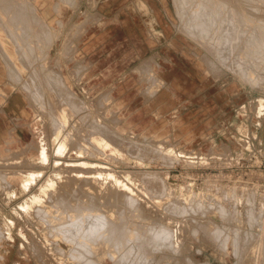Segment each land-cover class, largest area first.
Instances as JSON below:
<instances>
[{
	"label": "rangeland",
	"instance_id": "374dc122",
	"mask_svg": "<svg viewBox=\"0 0 264 264\" xmlns=\"http://www.w3.org/2000/svg\"><path fill=\"white\" fill-rule=\"evenodd\" d=\"M20 1L23 23L0 16L29 100L26 138L0 143V264H264V32L245 31L264 24V0H210L219 19L248 16L227 45L189 33L174 0ZM88 173L116 184L103 198L80 188ZM55 176L65 189H42Z\"/></svg>",
	"mask_w": 264,
	"mask_h": 264
},
{
	"label": "bare ground",
	"instance_id": "6f19581e",
	"mask_svg": "<svg viewBox=\"0 0 264 264\" xmlns=\"http://www.w3.org/2000/svg\"><path fill=\"white\" fill-rule=\"evenodd\" d=\"M19 1L20 0H0V16L1 17H3V19H6V21L8 22V24H9V26L10 25H12V26H14V24L13 23H16L17 21H19V20H23L24 21V19L23 18H25V16H24V13L26 14V12H24L23 10L24 9H22L21 8V6H19V4L20 5H22L21 4V1H20V3H19ZM26 1V0H25ZM25 1H23V2H25ZM35 4H41V5H43V3L45 4V1L44 0H32ZM62 1V0H61ZM65 1V0H64ZM72 1V0H71ZM70 1V2H71ZM175 1V3L174 4H176V6H178L179 5V9H181V11L180 10H178V11H180V12H182L181 14L182 15H179L180 17L182 16V18L181 19H183V21L186 23V26L188 25V23H189V29H190V31L188 30V32L190 33V32H196L195 34H193V35H195V37H196V35H199L200 37L199 38H201V36L203 37V38H205L206 36H208V34H209V36H210V32H229L230 33V35H231V33L233 34V32H237V33H239V32H242L241 31V29H242V27L240 26L241 24L240 23H242L243 24V20H248V16H247V18H245V17H243V18H241L240 19V15H242L241 13H240V15L239 16H237L238 14H237V10L236 9H234L235 7V5H234V3H233V8L232 7H230V9H228L229 11H232V12H236V13H231V14H229L227 17H222L221 19H219L218 17L221 15V16H223V14L224 13H222V14H220L219 15V13L217 14L216 12H213V11H215V10H213V5H211L210 4V0H203L204 2H202V0L199 2L198 1V3H196L195 4V6H193V7H190L189 8V6H188V3L187 4H185V5H187L188 7H186V9H184L183 8V6H185L183 3L185 2L184 0H174ZM192 1V0H191ZM197 1V0H196ZM220 1V0H219ZM223 1V0H222ZM225 1V0H224ZM235 1V0H234ZM238 2L240 1V0H237ZM241 1H243V3H244V0H241ZM240 1V2H241ZM263 1V0H262ZM14 2V3H13ZM67 2V1H66ZM91 2V1H90ZM187 2V1H186ZM225 2H227V0L225 1ZM228 2H232L231 0H228ZM228 2H227V4H228ZM236 3V1H235V4H237L236 6H238V5H241V6H243V3L241 4V3ZM249 3L250 4V2H249V0L248 1H245V4L246 3ZM251 2H252V0H251ZM257 2V1H256ZM214 3V2H213ZM216 3V2H215ZM253 3V2H252ZM26 4H27V2H26ZM67 4H69V3H67ZM94 4V3H93ZM178 4V5H177ZM190 4V3H189ZM218 4V3H217ZM220 4V3H219ZM222 5H223V3H221ZM244 4V5H245ZM253 4H255V3H253ZM259 4H261L260 3V1H259ZM24 5V4H23ZM27 5H29V4H27ZM216 5V4H215ZM26 6V5H25ZM31 6V5H30ZM30 6H29V8H30ZM56 6V5H55ZM176 6H175V8H176ZM191 6V5H190ZM224 6V5H223ZM230 6H232L231 4H230ZM240 6V7H241ZM248 6V5H247ZM246 6V8L248 9V7ZM252 6V5H251ZM28 7V6H27ZM27 7H25V11H27L28 9H27ZM94 7V6H93ZM216 7H218V6H215L214 8H216ZM225 7H227V5H226V3H225ZM255 7V6H254ZM220 8L222 9V8H224V7H222V6H220ZM220 8H218V9H220ZM229 8V7H228ZM244 8V7H243ZM249 8H250V6H249ZM31 9H32V7H31ZM30 9V10H31ZM45 10L47 9V4H46V8H44ZM48 9H49V6H48ZM54 9H55V7H54ZM177 9V8H176ZM217 9V8H216ZM232 9V10H231ZM247 9L245 10V12L247 11ZM254 10L253 11H255V9L256 8H253ZM223 11L225 10V9H222ZM227 10V9H226ZM234 10V11H233ZM236 10V11H235ZM249 10H252V9H249ZM31 11H33V9L31 10ZM222 11V12H223ZM228 11V13H230ZM29 12V11H28ZM27 12V13H28ZM179 12V13H180ZM219 12V11H218ZM221 12V11H220ZM238 12H239V10H238ZM241 12V11H240ZM250 12V11H249ZM249 12L247 13V14H249ZM177 13V12H176ZM253 13V12H252ZM32 14H34V12L32 13ZM178 14V13H177ZM235 14H237V15H235ZM28 15L30 16V14L28 13ZM27 15V16H28ZM35 15V14H34ZM101 15V14H100ZM26 16V17H27ZM178 16V17H179ZM225 16V15H224ZM243 16V15H242ZM250 16V15H249ZM254 16H255V14H254ZM239 17V18H238ZM30 18V17H29ZM28 18V19H29ZM26 19V18H25ZM33 19V18H32ZM31 19V20H32ZM37 19H38V17H37ZM243 19V20H242ZM2 20V19H1ZM17 20V21H16ZM21 20V22H19V23H23V21ZM37 21V20H36ZM190 21V22H189ZM241 21V22H240ZM0 22H3V21H0ZM25 22H27L26 20H25ZM24 22V23H25ZM35 22V21H34ZM33 22V23H34ZM41 22V21H40ZM180 22H181V20H180ZM183 22V23H184ZM260 22V21H259ZM18 23V24H19ZM31 23V22H30ZM247 23H248V21H247ZM250 23V22H249ZM2 24H4V22L2 23ZM8 24H4V26L2 25V27H5V25H7L8 26ZM18 24H16V25H18ZM32 24V23H31ZM41 24H43V23H41ZM217 24H218V27H217ZM253 24V23H252ZM259 24H261V26H258V27H256V28H253V27H255L254 25L252 26V28H251V26L249 27V25H247V27L249 28H247L246 30H245V28H246V26H244V25H246L245 23H244V25H242L243 26V29L245 30V31H249V30H251L250 32H264V24H262L261 22L259 23ZM27 28L28 27H31V26H29V21H28V23H27ZM39 25V24H38ZM57 25H59V24H57ZM185 25V24H184ZM5 27V28H9V27ZM12 26H11V28H12ZM18 26H21L20 24L18 25ZM24 26V25H23ZM42 26V25H41ZM43 26H44V24H43ZM46 26V25H45ZM44 26V27H45ZM181 26H182V24H181ZM2 27H1V25H0V28H1V30H3V29H5V28H3L2 29ZM25 27H26V25H25ZM25 27H24V29H25ZM34 27H36L37 28V26H34ZM245 27V28H244ZM14 28V27H13ZM32 28V27H31ZM31 28H28L29 29V33L28 34H30V29ZM40 28H43V27H40ZM40 28H38V29H40ZM46 28V27H45ZM187 28V29H188ZM241 28V29H240ZM251 28V29H250ZM15 29H16V27H15ZM15 29H12V30H15ZM187 29H186V31H187ZM242 29V30H243ZM10 29H8V31H9ZM11 30V31H12ZM17 30V29H16ZM15 30V31H16ZM21 30H23L22 29V27H21ZM32 30V29H31ZM41 30V29H40ZM44 30V29H43ZM42 30V31H43ZM46 30H48V29H46ZM6 31V30H5ZM8 31H6V33L7 34H9L8 33ZM34 31H36L35 29H34ZM38 31V30H37ZM42 31L40 32V33H42ZM185 31V32H186ZM1 32H3L4 33V30L3 31H1ZM17 32V31H16ZM244 32V31H243ZM243 32H242V34H243ZM15 32H13V34H12V36L14 35V36H16L15 34H14ZM24 33V32H23ZM34 33V32H33ZM39 33V31H38V34L37 33H35V34H37V36L40 34ZM45 33V32H44ZM75 33H76V31H75ZM226 33V34H227ZM21 34V33H20ZM27 34V32H25V35ZM27 34V35H28ZM32 34V33H31ZM34 34V35H35ZM48 34V33H47ZM211 34H213V33H211ZM218 34V33H217ZM224 33H222V35H223ZM226 34H224L225 35V37H224V35H223V39L221 40V44L223 43L224 45L226 44L227 45V43H229V39L228 38H231V37H228V35L226 36ZM247 34V33H246ZM256 34V33H255ZM263 35H264V33H262ZM261 34V36L263 37V35ZM11 35V34H10ZM8 36L9 37V40H11L10 39V37L11 36ZM17 35H18V33H17ZM34 35L32 36V35H29V36H31V37H34ZM57 35H58V33H57ZM190 35V34H189ZM191 35H192V33H191ZM215 35V34H214ZM222 35L220 36V37H222ZM235 35V34H234ZM237 35V34H236ZM235 35V36H236ZM259 35H260V33H259ZM45 36V35H44ZM48 36V35H47ZM72 36H74V35H72ZM71 36V37H72ZM205 36V37H204ZM235 36H234V38H233V40H234V42L235 41H237L236 40V38H235ZM239 36V35H238ZM247 37L248 36H250V38L251 37H253V36H255V35H253V36H251L250 35V33H249V35H246ZM7 37V38H8ZM23 37V39H24V35L22 36ZM27 38H28V36H26ZM58 37V36H57ZM57 37H56V39H57ZM194 37V36H193ZM219 37V36H218ZM228 37V38H227ZM237 37V36H236ZM260 37V36H259ZM16 38H21V36H19V37H16ZM30 38V37H29ZM47 38V37H46ZM211 38V37H210ZM249 38V37H248ZM264 38V37H263ZM262 38V39H263ZM13 39V38H12ZM51 39V38H50ZM197 39H198V37H197ZM212 39V38H211ZM210 39V42L211 41H213V40H211ZM214 39V38H213ZM219 39V38H218ZM217 39V40H218ZM261 39V38H260ZM260 40V41H262V43L264 42V39L263 40ZM20 40V39H19ZM18 40V41H19ZM22 40V39H21ZM25 40V39H24ZM31 38L29 39V41L31 42ZM44 40V39H43ZM47 40H49V38L48 39H46L45 41H46V43H47ZM204 40V39H203ZM209 40V39H208ZM215 40L216 39H214V43H215V47H216V43H218V41L217 42H215ZM233 40H231L230 39V43H232V41ZM239 40H241V39H239ZM252 40V39H251ZM257 40V39H256ZM17 41V40H16ZM17 41V42H18ZM26 41V40H25ZM67 41H69V40H67ZM246 41H247V39H246ZM249 41H250V39H249ZM254 41V40H253ZM16 42V43H17ZM30 42H28L27 41V43H30ZM40 42V41H39ZM42 42H44V41H42ZM51 42V41H50ZM70 42V41H69ZM209 41H207V43H208ZM234 42L232 43V45L234 44ZM255 42V41H254ZM2 43V42H1ZM22 43H24V42H22ZM27 43H25L24 44V46L27 44ZM35 43V42H34ZM46 43H45V45L44 46H46ZM68 43V42H67ZM204 43V42H203ZM212 43V42H211ZM239 43V42H238ZM243 42H241L240 44H242ZM257 42H255V44H256ZM3 44V43H2ZM6 44V43H5ZM13 44V43H12ZM14 44H15V42H14ZM18 45L20 44V43H17ZM31 44H32V42H31ZM41 44V43H40ZM66 44V43H65ZM64 44V46L65 47H67V45L69 44H66L65 45ZM70 44H72V43H70ZM206 44V43H205ZM210 44V43H209ZM220 44V45H221ZM222 44V45H223ZM244 45H243V47H245L246 48V50L248 49L247 47H246V44L245 43H243ZM257 44H259V43H257ZM17 45V46H18ZM21 45V44H20ZM23 45V44H22ZM21 45V46H22ZM34 45V44H33ZM231 45V44H230ZM229 45V46H230ZM235 45H236V42H235ZM238 45V44H237ZM15 46V45H14ZM27 46H28V44H27ZM27 46H25L24 47V49H21L22 51H24L25 49H27L26 47ZM64 46H63V48H64ZM69 46V45H68ZM214 46V45H213ZM219 46V45H218ZM248 46V45H247ZM4 47V46H3ZM19 47V46H18ZM70 47H71V45H70ZM68 48L67 47V49H62L63 51H65V50H68V49H70V50H72L71 48ZM221 47V46H220ZM219 47V48H220ZM227 47V46H226ZM231 47V46H230ZM229 47V48H230ZM241 47V46H240ZM243 47H242V49H243ZM1 48H2V46H1ZM23 48V47H22ZM29 48V47H28ZM31 48H32V46H31ZM35 48V47H34ZM36 48H38L37 46H36ZM46 48V47H45ZM218 48V49H219ZM244 48V49H245ZM258 47L256 46V49H257ZM18 49H20V48H18ZM217 49V50H218ZM226 49V48H225ZM252 49V48H251ZM256 49H255V51H256ZM260 49V48H259ZM1 50H3V49H0V51ZM5 50V49H4ZM17 50V49H16ZM33 50V49H32ZM40 50V49H39ZM258 50V49H257ZM29 51V50H28ZM62 51V52H63ZM227 51V50H226ZM232 51H234V50H232ZM2 52V51H1ZM17 52V51H16ZM24 52H26V51H24ZM71 52V51H70ZM69 52V53H70ZM240 52H242V50H241V48H240ZM31 53H32V51H31ZM227 53H228V51H227ZM6 54V53H5ZM4 54V55H5ZM18 54H19V52H18ZM17 54V55H18ZM35 54V53H34ZM45 54V53H44ZM63 54V53H62ZM65 54H67V53H65ZM229 54V53H228ZM234 54H236V53H234ZM240 55H241V53H239ZM4 55H2V57L4 56ZM23 55H25L26 56V54H23ZM30 55V54H29ZM250 55V54H249ZM263 55V54H262ZM9 56L11 57V55L9 54ZM9 56H8V60H9ZM18 56H20V54L18 55ZM17 56V57H18ZM227 56V55H226ZM229 56V55H228ZM236 56V55H235ZM244 56H246V55H244ZM5 57L6 56H4V59H5ZM36 57V56H35ZM35 57H33V58H35ZM262 57H264V56H262ZM19 58V57H18ZM22 58V57H21ZM28 58V57H27ZM30 58V57H29ZM33 58H32V61H33ZM39 58V57H38ZM72 58V57H71ZM231 58V57H230ZM242 58H244L245 59V57H243L242 56ZM250 58V57H249ZM248 58V59H249ZM26 59V58H25ZM243 59V62L244 61H246V60H244ZM247 59V58H246ZM6 60V59H5ZM242 60V59H241ZM261 60H262V58H261ZM28 61V60H27ZM26 61V62H27ZM32 61H29L28 63L29 64H31L32 63ZM39 61V60H38ZM69 61V60H68ZM248 61H250V60H248ZM252 61H253V58H252ZM251 61V62H252ZM256 61V60H255ZM258 61V60H257ZM263 61H264V59H263ZM8 62V61H7ZM7 62H6V64H7ZM10 62H12V61H9V63ZM20 62V61H19ZM22 62V61H21ZM34 62V61H33ZM36 62V61H35ZM262 62V61H261ZM13 63V62H12ZM247 63H249V62H247ZM264 63V62H263ZM8 65V64H7ZM13 65H14V63H13ZM9 66H11V65H8V67ZM22 66V65H21ZM31 66V65H30ZM143 66V65H142ZM264 66V65H263ZM55 67V66H54ZM261 67V66H260ZM10 69H11V67H9ZM13 68H15V70H17L16 69V67H14L13 66ZM34 68V67H33ZM38 68V67H37ZM76 69V68H75ZM74 69V70H75ZM14 70V69H13ZM14 70V71H15ZM21 70V69H20ZM34 70V69H33ZM37 71L36 72H38L39 70L38 69H36ZM79 70V69H78ZM12 71V70H11ZM18 71V70H17ZM16 71V72H17ZM32 71V70H31ZM35 71V70H34ZM9 72H10V70H9ZM16 72H15V76L17 77V79H19V78H21V76H19V78H18V76L17 75H19V74H17L16 75ZM17 73H20L19 71L17 72ZM30 73V72H29ZM34 73V72H33ZM76 73H78V72H76ZM76 73H75V75H76ZM11 74L12 75H14L12 72H11ZM73 74H74V72H73ZM12 75H10V73H9V76H10V78H15V77H12ZM45 76H46V74H45ZM51 76V75H50ZM28 77V76H27ZM49 77V76H48ZM53 77V76H52ZM58 78V77H57ZM16 79V78H15ZM50 79V78H49ZM53 79H55V77L53 78ZM59 79H60V77H59ZM58 79V80H59ZM154 79V78H153ZM20 80V79H19ZM56 80V79H55ZM55 80H53V81H55ZM155 80V79H154ZM18 81V80H17ZM57 81V80H56ZM60 81V80H59ZM61 82V81H60ZM54 83V82H53ZM175 84V83H174ZM175 86V85H174ZM101 95V94H100ZM177 96V95H176ZM33 113H34V111H33ZM32 114V113H31ZM19 115V114H18ZM36 115V114H35ZM128 115V114H127ZM130 115V114H129ZM33 117V116H32ZM34 118V117H33ZM72 118V117H71ZM16 121V120H15ZM56 130V129H55ZM60 130V129H59ZM59 130H57L60 134L62 133V132H60ZM56 134V133H55ZM58 136V135H57ZM2 137H4V136H2ZM56 137V136H55ZM54 137V138H55ZM5 138V137H4ZM53 138V137H52ZM55 140H57V139H55ZM61 143V142H60ZM63 147V146H62ZM249 147V146H248ZM61 148V147H60ZM65 148V147H64ZM218 148V147H217ZM61 149H63V148H61ZM60 149V150H61ZM57 151V150H56ZM58 152H60L59 150H58ZM63 153V152H62ZM179 153H180V151H179ZM181 153H185V152H181ZM180 156L182 155V154H179ZM186 155V154H185ZM102 156V155H101ZM184 156V155H183ZM188 156V155H187ZM186 157V156H185ZM103 158V157H102ZM4 162H7V163H9L10 161H2V160H0V163H4ZM10 163H12V162H10ZM43 163V162H42ZM44 164V163H43ZM59 164H62L60 161L59 162H55L54 163V166L56 165H59ZM88 164H90V163H88ZM6 166V165H5ZM5 166H4V168H5ZM7 167H8V165H7ZM10 167V166H9ZM12 172V171H11ZM20 172V171H19ZM1 173H2V171H1ZM7 174H5V175H10V172L8 173V172H6ZM21 173H22V171H21ZM38 173V172H37ZM19 174V173H18ZM33 174V173H32ZM39 174V173H38ZM88 174H89V177H88ZM87 174V177H83L82 175H80V174H78V176H76L77 177V180L79 181V185L81 186L80 188H84V189H91V190H93L94 191V193L97 195L98 193L96 192V191H99V194L100 195H102V197L104 198V195H106V193L109 191V188H107L110 184V182H111V184L114 182H112V180L107 184L105 181H104V179H105V177H104V179H102L103 177L101 176L102 174H103V172H101V173H98V174H101L100 176L101 177H95V175L96 174H93V175H90L91 173H88ZM1 176L3 175V174H0ZM21 175V174H20ZM31 175V174H30ZM107 175V174H106ZM111 174H109V176H110ZM22 176H24V175H22ZM27 176V175H26ZM26 176H24V177H26ZM32 176V175H31ZM30 176V178L29 179H32V177ZM39 176V175H38ZM97 176V175H96ZM103 176H105L104 174H103ZM112 176V175H111ZM6 177V176H5ZM56 177V179H54V180H52V179H48V181H46L45 183H44V181L41 183L42 185H44V188H42V189H45V191H46V189L48 190L49 188H64L65 186H66V183L64 182V176H60V177H57V176H55ZM108 177V176H107ZM10 178H13V177H7L6 179L8 180V179H10ZM28 178V177H27ZM54 178V177H53ZM82 178H85V179H88L87 180V182H82ZM116 177H113V180L115 179ZM34 179V178H33ZM107 179V178H106ZM105 179V180H106ZM0 180H3V179H0ZM59 180V181H58ZM108 181H109V179H108ZM107 181V182H108ZM118 182V181H117ZM120 182V181H119ZM118 182V183H119ZM4 182H2V184H3ZM8 183V182H7ZM69 184H71V186H73L74 185V183H73V180L71 179V181L70 182H68ZM5 184V183H4ZM69 184H67V185H69ZM107 184V187L105 186ZM114 184V183H113ZM116 184V183H115ZM114 184V185H115ZM25 185H27V183L25 184ZM119 185V184H118ZM41 186V185H40ZM120 186V185H119ZM121 186H122V183H121ZM126 186V185H125ZM5 187V186H4ZM42 187V186H41ZM109 187H111V186H109ZM122 187H124V186H122ZM3 188V187H2ZM106 188L108 189L107 190V192H106ZM121 188V187H120ZM65 189V188H64ZM90 194H92V193H90ZM102 198V199H103ZM59 201H64L65 200V198H62V197H60L59 199H58ZM57 200V201H58ZM88 200L90 201V199L88 198ZM54 201L55 200H53V201H50V202H48L49 204H54ZM66 203L67 202H63V204H65L66 205ZM92 203H94V200L92 199L91 201H90V205H92ZM64 207V206H63ZM63 211H65V210H63ZM67 211V210H66ZM60 213L62 212V210L61 211H59ZM35 215V214H34ZM36 216V215H35ZM37 217V216H36ZM38 218V217H37ZM77 218H78V216H73V217H71V218H69V221H71V223H73V220H77ZM66 218L64 217V216H62V215H56V216H54V218H53V220L55 221V222H59V221H63L64 222V220H65ZM62 222V223H63ZM42 223H45L46 224V226H48V225H50V224H53L54 222H50V218L49 217H47L45 220H44V222H42ZM61 223V224H62ZM65 223V222H64ZM70 223V222H69ZM44 224V225H45ZM80 224L82 225V222H80ZM56 225V224H55ZM58 225H59V223H58ZM51 226V225H50ZM49 226V227H50ZM62 227L63 226H65V224H63V225H61ZM80 225H78V227H79ZM85 226H87V228H88V224H87V219H86V221H85ZM61 227V229H63ZM81 227V226H80ZM52 228V227H51ZM58 228H60V225H59V227ZM58 228L57 227H55L54 229L56 230H58ZM76 228V227H75ZM86 228V227H85ZM53 229V230H54ZM51 230V229H50ZM52 230V231H53ZM51 231V232H52ZM61 231H55V234H56V236L57 235H60V234H62V236L64 235V231H62L61 233H60ZM104 233V232H103ZM102 233V234H103ZM51 234V233H50ZM68 234V237H72V236H69L70 235V233H67ZM89 234L91 235V232H89ZM49 235V234H48ZM52 235V234H51ZM104 235H105V233H104ZM55 235H54V238L56 237ZM61 236V235H60ZM65 236H67L66 234H65ZM7 237V236H6ZM50 237H52V236H50ZM8 238V237H7ZM58 238V237H57ZM62 240H63V237H60ZM65 240V239H64ZM81 244V243H80ZM79 244V245H80ZM85 244H88V243H85ZM2 245V244H1ZM89 245H90V242H89ZM94 245V244H93ZM77 246V245H76ZM78 247V246H77ZM91 247H93V246H91ZM8 250V249H7ZM1 258V257H0ZM4 259V258H3ZM1 260V259H0ZM94 263V262H93ZM5 264V263H4ZM46 264V263H45Z\"/></svg>",
	"mask_w": 264,
	"mask_h": 264
},
{
	"label": "crops",
	"instance_id": "0c3cea01",
	"mask_svg": "<svg viewBox=\"0 0 264 264\" xmlns=\"http://www.w3.org/2000/svg\"><path fill=\"white\" fill-rule=\"evenodd\" d=\"M6 52H11L10 48ZM23 82L22 77L20 81L9 77L8 67L0 51V93L4 94L3 97L0 95V143L3 142L5 145L6 141L10 140L8 137L10 133H15L18 141L27 135V130L23 128L25 124L21 123V113L23 110L26 111L29 105L27 95L21 88ZM17 83H21V86H17Z\"/></svg>",
	"mask_w": 264,
	"mask_h": 264
},
{
	"label": "built area",
	"instance_id": "2783aa9c",
	"mask_svg": "<svg viewBox=\"0 0 264 264\" xmlns=\"http://www.w3.org/2000/svg\"><path fill=\"white\" fill-rule=\"evenodd\" d=\"M260 115H261V114H260ZM262 115H264V113H263ZM247 146H249V147H250V145H248V144H247ZM263 196H264V195H263ZM263 196H262V197H263ZM262 197H261V199H262ZM263 201H264V200H263Z\"/></svg>",
	"mask_w": 264,
	"mask_h": 264
}]
</instances>
